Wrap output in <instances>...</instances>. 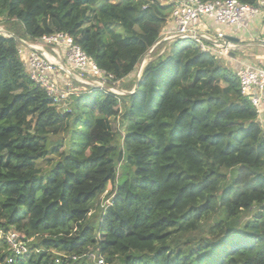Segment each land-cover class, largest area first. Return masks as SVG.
I'll return each mask as SVG.
<instances>
[{
    "label": "trees",
    "instance_id": "16d2710c",
    "mask_svg": "<svg viewBox=\"0 0 264 264\" xmlns=\"http://www.w3.org/2000/svg\"><path fill=\"white\" fill-rule=\"evenodd\" d=\"M172 9L0 0L11 32H65L116 81L157 44ZM17 47L0 34V233L29 249L16 256L3 237L0 264H87L92 252L106 264H264V128L234 69L179 40L154 51L124 111L102 90L62 111ZM118 116L123 132L111 128ZM106 191L111 203L95 209Z\"/></svg>",
    "mask_w": 264,
    "mask_h": 264
},
{
    "label": "built area",
    "instance_id": "2783aa9c",
    "mask_svg": "<svg viewBox=\"0 0 264 264\" xmlns=\"http://www.w3.org/2000/svg\"><path fill=\"white\" fill-rule=\"evenodd\" d=\"M164 3L173 4V9L161 33L160 42L153 49L161 42L190 40L202 51L210 52L220 59L250 47L264 49V0H258L256 4L240 0H164ZM247 20L259 21L258 34L238 35L235 29H241ZM0 34L16 39L18 53L30 77L44 86L60 110L61 104L73 95L93 90L113 94L120 101L119 96L123 93L115 89L114 83L118 81L114 75L101 69L67 33L55 32L34 41L19 37L0 25ZM261 59H264V55H261ZM236 73L242 93L250 98L264 128V66L260 61L243 63ZM142 74L143 71L138 81ZM110 203L111 199L108 198L107 204ZM3 237L12 247L14 255L28 252L27 241L18 232L10 230L0 233V240ZM87 264L106 262L103 256L96 255L93 262Z\"/></svg>",
    "mask_w": 264,
    "mask_h": 264
},
{
    "label": "rangeland",
    "instance_id": "374dc122",
    "mask_svg": "<svg viewBox=\"0 0 264 264\" xmlns=\"http://www.w3.org/2000/svg\"><path fill=\"white\" fill-rule=\"evenodd\" d=\"M162 3H164V0H160ZM0 25H3L7 30L8 27H7V24H6V20L5 18H0ZM11 31V30H9ZM160 42V40H159ZM167 45H169L168 42H161L156 48L153 49V51L151 52V50L142 58V61L141 63L136 67V70L131 73L129 76H127L126 78L118 81V82H115L114 85H115V89L123 94H121V96H119V99H120V107L122 109V111H124V104H123V97L127 94H130L131 92H134L135 90V86L136 84L138 83V76L140 75V69L142 67V64L145 63L147 64L154 56V51H160L161 53L164 52V50L166 49ZM237 54V53H235ZM238 55V54H237ZM228 59L226 58H221V62L224 64V65H228L230 68H233L231 63H228L227 61ZM144 64V65H145ZM144 67V66H143ZM61 110L62 111H65V109L69 110L72 106H71V98L69 100H66L64 103L61 104ZM111 128L112 130L114 131H120V132H123L124 129H125V126L122 124V121H121V117L118 116L116 118H111ZM65 135V134H64ZM66 139L68 138V136H64ZM64 148V147H63ZM61 148V149H63ZM52 157V160H51V163L48 164L46 162H43L41 164V167L44 169V170H48L51 165H52V162H55L58 157L57 156H51ZM125 163V158L124 156L119 160L118 162V165H117V169L120 171L122 170V167ZM108 191H106L100 198L99 200L97 201L96 203V206H95V209L97 208H103V207H106L107 205V200H108V195H107ZM94 210V209H93ZM92 210V211H93ZM91 211V213H92ZM1 241V240H0ZM97 255L96 252H92L90 255H89V259H90V262L92 263L93 260H94V257ZM106 262V261H105Z\"/></svg>",
    "mask_w": 264,
    "mask_h": 264
},
{
    "label": "crops",
    "instance_id": "0c3cea01",
    "mask_svg": "<svg viewBox=\"0 0 264 264\" xmlns=\"http://www.w3.org/2000/svg\"><path fill=\"white\" fill-rule=\"evenodd\" d=\"M235 30L237 31L238 35H243V36H248L249 33L258 34L260 31L259 21L247 20L245 26H243L241 29H235ZM261 49L263 48L258 46L250 47L245 51L237 53L238 55L232 54L228 56L226 59H228L227 60L228 63H231L233 67L232 69L238 71L243 66V63H258L260 61L259 58L261 57V55H264V54H260Z\"/></svg>",
    "mask_w": 264,
    "mask_h": 264
},
{
    "label": "bare ground",
    "instance_id": "6f19581e",
    "mask_svg": "<svg viewBox=\"0 0 264 264\" xmlns=\"http://www.w3.org/2000/svg\"><path fill=\"white\" fill-rule=\"evenodd\" d=\"M144 64H145V63L142 64V67H141V69H140V75H141V73H142L144 67L146 66V64H145V66H144ZM143 66H144V67H143Z\"/></svg>",
    "mask_w": 264,
    "mask_h": 264
}]
</instances>
